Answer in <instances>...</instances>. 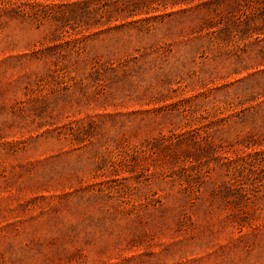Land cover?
I'll return each mask as SVG.
<instances>
[{
    "label": "rangeland",
    "instance_id": "obj_1",
    "mask_svg": "<svg viewBox=\"0 0 264 264\" xmlns=\"http://www.w3.org/2000/svg\"><path fill=\"white\" fill-rule=\"evenodd\" d=\"M0 264H264V0H0Z\"/></svg>",
    "mask_w": 264,
    "mask_h": 264
}]
</instances>
